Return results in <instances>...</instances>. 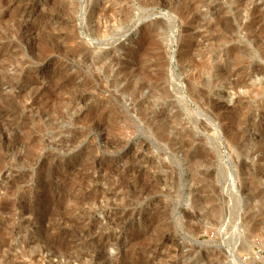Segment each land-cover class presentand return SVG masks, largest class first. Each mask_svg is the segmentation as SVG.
I'll return each instance as SVG.
<instances>
[{
    "label": "rangeland",
    "instance_id": "374dc122",
    "mask_svg": "<svg viewBox=\"0 0 264 264\" xmlns=\"http://www.w3.org/2000/svg\"><path fill=\"white\" fill-rule=\"evenodd\" d=\"M0 264H264V0H0Z\"/></svg>",
    "mask_w": 264,
    "mask_h": 264
},
{
    "label": "bare ground",
    "instance_id": "6f19581e",
    "mask_svg": "<svg viewBox=\"0 0 264 264\" xmlns=\"http://www.w3.org/2000/svg\"><path fill=\"white\" fill-rule=\"evenodd\" d=\"M72 50L74 51V55L75 53H82V50L80 49ZM70 53H72V51H70ZM100 62V60L93 59V61L91 62V66L96 70L98 69V67H102L99 65ZM198 78L199 77H191L187 80L188 93L191 98L196 101L204 100L205 103H212L214 105V108L217 110L225 107V104L221 100V96L219 97L220 99H214L206 95V91L209 90V87L206 86L205 89H199L197 87ZM145 88L149 89V93L139 101L138 111L139 113H141L143 118L149 119L150 117L152 118V122L159 123V127H157L156 130L157 136L161 139H167L169 136H171V134L173 135V137H175V135L181 137H185L188 135L190 136V134L178 130L176 127H174V125H176V123L180 121V115L178 114V112L171 116L169 115V113H166V109H164L163 111H156L153 109V106L157 104V101H162V103L166 107L174 106V103L170 99V91L168 87H166L164 80L163 78H161V76L157 77L155 82H151L146 78H144L143 80H137V82H132V84L130 83L125 88V92L129 93L132 98H138L140 94L145 90ZM99 125L100 121L96 126L98 127ZM198 160L202 165L207 166L209 164V160L205 156H199ZM218 180L219 182H222L220 178Z\"/></svg>",
    "mask_w": 264,
    "mask_h": 264
}]
</instances>
